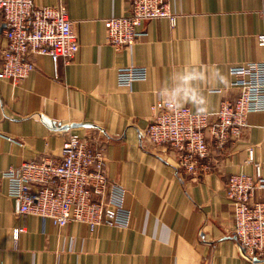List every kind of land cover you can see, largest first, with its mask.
<instances>
[{
	"label": "crops",
	"instance_id": "1",
	"mask_svg": "<svg viewBox=\"0 0 264 264\" xmlns=\"http://www.w3.org/2000/svg\"><path fill=\"white\" fill-rule=\"evenodd\" d=\"M34 1L64 3L79 48L68 64L29 52V76L0 78V264H264L244 256L225 192L227 177L254 175V163L264 176V110L247 114L229 151L212 146L199 175L185 174L172 147L144 136L151 105L162 98L213 113L237 96L229 67L264 59V0H170L175 21L146 20L145 33L126 50L107 42L104 19L128 15L127 0ZM6 43L0 11V64ZM127 65L147 67L146 79L118 85L117 69ZM192 72L198 78L187 84L178 78ZM177 88L185 89L172 96ZM71 123L81 124L61 128ZM70 133L102 145L108 177L126 190L127 227H59L15 212L3 170L58 159ZM17 227L23 230L15 236Z\"/></svg>",
	"mask_w": 264,
	"mask_h": 264
},
{
	"label": "built area",
	"instance_id": "2",
	"mask_svg": "<svg viewBox=\"0 0 264 264\" xmlns=\"http://www.w3.org/2000/svg\"><path fill=\"white\" fill-rule=\"evenodd\" d=\"M130 13L104 19L107 42L116 50L128 49L145 33L146 20L166 18L175 21L170 0H127ZM7 40L0 64V78L12 83L25 79L34 68L29 52L47 54L56 64L70 63L79 45L64 3L39 5L34 0H0ZM264 45V35L258 36ZM147 67L127 65L117 69L120 86L145 80ZM232 85L238 94L224 99L213 113L198 112L162 98L151 105L152 119L144 132L153 145H169L175 151L180 169L189 175L203 173L213 146L219 152L229 145L250 112L264 110V59L231 65ZM57 158L22 161L10 165L2 175L7 194L17 214H34L59 227L78 221L90 230L105 224L127 227L130 211L124 205L125 188L105 171L102 145L88 136L70 133L62 142ZM250 160L252 150L250 149ZM255 174L236 172L227 177L226 196L233 213V234L250 260L264 259V176L259 163ZM23 227L15 228V236Z\"/></svg>",
	"mask_w": 264,
	"mask_h": 264
},
{
	"label": "clouds",
	"instance_id": "3",
	"mask_svg": "<svg viewBox=\"0 0 264 264\" xmlns=\"http://www.w3.org/2000/svg\"><path fill=\"white\" fill-rule=\"evenodd\" d=\"M178 78H179L183 83L187 84V82H189V81H191V80H193V79H197L198 77H197V74H196V73L192 72V73H185V74H183V75H180ZM184 89H185V88H177V89H175V90L171 93V95H172V96H177V95H179L181 92H183Z\"/></svg>",
	"mask_w": 264,
	"mask_h": 264
},
{
	"label": "water",
	"instance_id": "4",
	"mask_svg": "<svg viewBox=\"0 0 264 264\" xmlns=\"http://www.w3.org/2000/svg\"><path fill=\"white\" fill-rule=\"evenodd\" d=\"M81 123H71L70 125L68 124H65L63 125L61 128H68V127H76V126H79ZM261 259H258V258H254L253 261H260ZM264 260V259H262Z\"/></svg>",
	"mask_w": 264,
	"mask_h": 264
}]
</instances>
